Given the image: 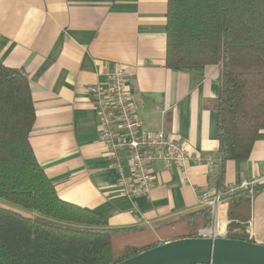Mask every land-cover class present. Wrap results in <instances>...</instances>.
<instances>
[{"label": "crops", "instance_id": "crops-1", "mask_svg": "<svg viewBox=\"0 0 264 264\" xmlns=\"http://www.w3.org/2000/svg\"><path fill=\"white\" fill-rule=\"evenodd\" d=\"M166 7L167 0H0V63L28 78L35 113L29 142L37 163L59 199L104 216L120 238L149 234L152 241H170V226L201 209L203 192L264 173L263 131L248 159L227 161L221 185L209 188V178L220 172L219 67L165 66ZM117 65L130 73L142 127L162 130L189 155L212 160H190L185 175L156 163L154 186L135 207L115 184L88 94L104 80L102 72ZM235 201L230 211L229 200L217 210L226 236L230 212L251 242L264 245V190L250 200V215L247 204Z\"/></svg>", "mask_w": 264, "mask_h": 264}, {"label": "trees", "instance_id": "trees-1", "mask_svg": "<svg viewBox=\"0 0 264 264\" xmlns=\"http://www.w3.org/2000/svg\"><path fill=\"white\" fill-rule=\"evenodd\" d=\"M165 66H218L216 135L221 185L227 161L248 159L264 131V0H167ZM34 106L27 76L0 63V260L4 264H118L164 243L116 249L120 230L88 209L59 199L29 137ZM264 190L260 188L255 191ZM248 204L247 196L230 199ZM209 208L180 216L207 228ZM227 239L251 242L230 217ZM175 222V221H174ZM173 222V224H174ZM173 226V225H171ZM191 236H174L171 240Z\"/></svg>", "mask_w": 264, "mask_h": 264}, {"label": "built area", "instance_id": "built-area-1", "mask_svg": "<svg viewBox=\"0 0 264 264\" xmlns=\"http://www.w3.org/2000/svg\"><path fill=\"white\" fill-rule=\"evenodd\" d=\"M104 80L88 88L90 104L97 121V136L106 148L108 167L116 172L115 184L120 194L136 206L139 198L147 197L153 188V166L162 162L185 175L187 163L211 164L210 156L194 157L164 131H148L137 117V104L129 88L130 73L122 65L105 69ZM264 187V173L217 192H203L199 206L209 208L213 218L208 228L198 229L191 237H226V223L218 217L221 203L247 196Z\"/></svg>", "mask_w": 264, "mask_h": 264}, {"label": "water", "instance_id": "water-1", "mask_svg": "<svg viewBox=\"0 0 264 264\" xmlns=\"http://www.w3.org/2000/svg\"><path fill=\"white\" fill-rule=\"evenodd\" d=\"M118 264H264V245L226 237H188L164 242Z\"/></svg>", "mask_w": 264, "mask_h": 264}, {"label": "rangeland", "instance_id": "rangeland-1", "mask_svg": "<svg viewBox=\"0 0 264 264\" xmlns=\"http://www.w3.org/2000/svg\"><path fill=\"white\" fill-rule=\"evenodd\" d=\"M248 207L246 208V215H250L251 212V203L247 204ZM241 213H245V209H242ZM233 216H235V210H233ZM183 221L177 220L174 222L173 226H170V232L167 234L166 237H174V236H182L188 235L191 236L197 232V228H186L183 226ZM153 237L149 234L142 237H136L135 239L132 238H120L118 240V247L116 249H122L125 245L133 246V247H140L142 244L152 241Z\"/></svg>", "mask_w": 264, "mask_h": 264}]
</instances>
